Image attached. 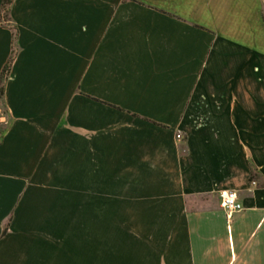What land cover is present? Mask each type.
Masks as SVG:
<instances>
[{
	"label": "crops",
	"instance_id": "obj_1",
	"mask_svg": "<svg viewBox=\"0 0 264 264\" xmlns=\"http://www.w3.org/2000/svg\"><path fill=\"white\" fill-rule=\"evenodd\" d=\"M8 18L0 264H264V0ZM11 44L0 22V73Z\"/></svg>",
	"mask_w": 264,
	"mask_h": 264
},
{
	"label": "trees",
	"instance_id": "obj_2",
	"mask_svg": "<svg viewBox=\"0 0 264 264\" xmlns=\"http://www.w3.org/2000/svg\"><path fill=\"white\" fill-rule=\"evenodd\" d=\"M13 0H3L2 4L0 6V22L7 26L11 33H12V44H11V52L10 56L5 63L4 67L2 68V71L0 73V109L2 110V114L6 117V112L4 108L3 103V96H4V87L5 84L9 78L10 70L12 67V63L18 53V46H17V32L15 26L10 24V20L8 18L10 6L12 4ZM6 132V126L4 123L0 122V144L2 142L3 136ZM252 176L250 177V180H252Z\"/></svg>",
	"mask_w": 264,
	"mask_h": 264
},
{
	"label": "built area",
	"instance_id": "obj_3",
	"mask_svg": "<svg viewBox=\"0 0 264 264\" xmlns=\"http://www.w3.org/2000/svg\"><path fill=\"white\" fill-rule=\"evenodd\" d=\"M176 139L180 140L181 136L176 135ZM254 185V183H252ZM220 207L228 216H231L234 213L240 212L242 206L238 202L237 194L233 191H226L220 194Z\"/></svg>",
	"mask_w": 264,
	"mask_h": 264
},
{
	"label": "rangeland",
	"instance_id": "obj_4",
	"mask_svg": "<svg viewBox=\"0 0 264 264\" xmlns=\"http://www.w3.org/2000/svg\"><path fill=\"white\" fill-rule=\"evenodd\" d=\"M5 116L2 114V110L0 109V122L3 123Z\"/></svg>",
	"mask_w": 264,
	"mask_h": 264
}]
</instances>
